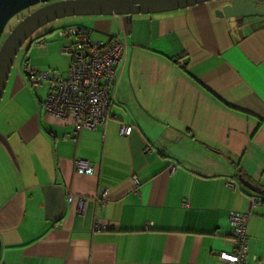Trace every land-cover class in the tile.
I'll use <instances>...</instances> for the list:
<instances>
[{
	"label": "crops",
	"instance_id": "0c3cea01",
	"mask_svg": "<svg viewBox=\"0 0 264 264\" xmlns=\"http://www.w3.org/2000/svg\"><path fill=\"white\" fill-rule=\"evenodd\" d=\"M228 6L66 19L129 48L112 119L96 130L74 135L44 111L48 86L34 91L23 67L11 71L0 104V264H225L230 212L251 213L247 259L264 264V16L221 17ZM55 32L25 53L66 76L70 58L60 70L52 61L67 43ZM76 159L94 174H77Z\"/></svg>",
	"mask_w": 264,
	"mask_h": 264
},
{
	"label": "built area",
	"instance_id": "2783aa9c",
	"mask_svg": "<svg viewBox=\"0 0 264 264\" xmlns=\"http://www.w3.org/2000/svg\"><path fill=\"white\" fill-rule=\"evenodd\" d=\"M58 31L59 37L67 41L60 47V54L70 58L68 75L38 70L29 65L28 57L24 65V75L34 91L48 86L49 92L43 104L44 111L63 123L71 122L74 126V135L82 130H96L100 125H107L112 119L118 81L116 66L126 62L128 45L120 37H113L107 41L95 40L92 31L76 25L65 26ZM38 44L43 47L45 40L40 39ZM132 130L131 126L123 125L121 135L130 136ZM74 169L79 175L94 174L93 165L86 159H76ZM135 184L137 187L140 185L137 178ZM72 200L73 196H69V201ZM84 202L85 199H80V206ZM98 203L101 209L106 208L105 194L98 199ZM250 203L256 206L259 200L251 197ZM184 206L188 207L189 203H185ZM250 217L249 212H230L229 223L234 251L221 252L218 255L225 264H258L250 263L247 259L249 251L247 229ZM95 229L107 231L110 226L96 220Z\"/></svg>",
	"mask_w": 264,
	"mask_h": 264
},
{
	"label": "water",
	"instance_id": "95a60500",
	"mask_svg": "<svg viewBox=\"0 0 264 264\" xmlns=\"http://www.w3.org/2000/svg\"><path fill=\"white\" fill-rule=\"evenodd\" d=\"M211 1L215 0H0V104L20 50L36 32L51 23L76 17L118 16L130 22L134 15L173 12ZM230 2L221 17L264 16V0ZM36 7L39 8L23 18L2 41L9 22Z\"/></svg>",
	"mask_w": 264,
	"mask_h": 264
},
{
	"label": "rangeland",
	"instance_id": "374dc122",
	"mask_svg": "<svg viewBox=\"0 0 264 264\" xmlns=\"http://www.w3.org/2000/svg\"><path fill=\"white\" fill-rule=\"evenodd\" d=\"M34 9V8H32ZM31 10V9H30ZM30 10L26 11V12H23L22 14L16 16L15 18H13L9 24L7 25V28L5 30V34L2 38V41L4 40V38L7 36L8 32H10L17 24H18V21L20 20V18H24L26 16V14L28 12H30ZM66 21V19H63V20H59V21H56L54 23H51L45 27H43L42 29H40L38 32H36L26 43L25 45L22 47V49L20 50L19 54L17 55L16 59H15V62H14V66L12 68L13 72H15L18 68H22L23 67V71H24V65H25V61H26V58H30L29 56H31L32 54L34 55L35 52L34 51H31L30 53L28 52V54L25 53V50L27 49V47L29 46V42L31 40H33L34 38H36L38 35H42L45 31L47 30H50V29H53L55 30V37L57 38V41L56 43H59L60 40H62L60 37H58V29L62 28V27H65V26H70V25H67V24H64V25H61L62 23H64ZM57 26V27H56ZM57 34V35H56ZM50 35V34H49ZM60 38V40L58 39ZM43 39V38H41ZM40 40V39H39ZM1 41V43H2ZM58 45V44H57ZM55 50V49H54ZM59 52H60V49H59ZM31 54V55H30ZM27 55V56H26ZM68 57H64V56H61L59 53H58V48L56 49V52H54V55L52 57V61L54 62V64H56L58 66V69L60 70V67L61 68H65L67 67L68 65ZM29 63V61H28ZM53 69V67H52ZM47 71H52L50 69H48Z\"/></svg>",
	"mask_w": 264,
	"mask_h": 264
},
{
	"label": "flooded vegetation",
	"instance_id": "af4514ba",
	"mask_svg": "<svg viewBox=\"0 0 264 264\" xmlns=\"http://www.w3.org/2000/svg\"><path fill=\"white\" fill-rule=\"evenodd\" d=\"M39 7H40V6H39ZM39 7H36V8H34V9H31L30 12H28V13L26 14V16L29 15L31 12L35 11L36 9H38ZM26 16H25V17H26ZM25 17H24V18H25ZM22 19H23V18H20V20L18 21V23H19ZM8 33H9V32H8Z\"/></svg>",
	"mask_w": 264,
	"mask_h": 264
}]
</instances>
